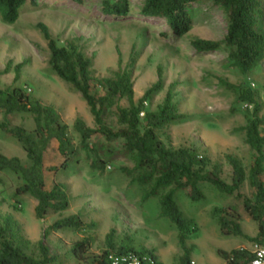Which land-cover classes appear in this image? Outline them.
<instances>
[{"label":"rangeland","instance_id":"obj_1","mask_svg":"<svg viewBox=\"0 0 264 264\" xmlns=\"http://www.w3.org/2000/svg\"><path fill=\"white\" fill-rule=\"evenodd\" d=\"M261 1L264 11V0ZM129 2L130 13L123 17L103 14V0H85L81 4L65 0H37L36 4H27L22 9L20 18L14 24H6L0 18V72L10 59L15 63L27 60L18 84L44 104L53 106L68 125L70 138L78 144L80 136L74 129L75 119L81 117L89 126H94V120L81 94L51 68L50 50L38 23L47 24L61 45L77 40L83 51L93 59L92 74L96 78L112 76L118 69L119 59L122 58L123 66H126L134 51L137 58L133 72L136 99L157 81L158 67L163 70L165 87L148 104L150 109L155 110L169 86L178 83L175 100L182 118L164 131H159L160 137L175 148L198 149L201 155L209 158L210 169L217 167L220 176L229 182L233 170L226 159L227 154L239 158L248 171L255 153L247 144L242 128L253 111V105L238 102L234 91L227 89L221 80L253 89L261 104L259 116H262L264 63L243 75L230 66L227 48L212 53H197L192 48L191 42L195 39L221 40L227 32L226 14L211 0H201L191 7L192 29L179 40L163 36V33H169L165 21L140 16L144 0ZM13 79V70L0 74V87L12 84ZM93 83L95 92L103 94V89ZM123 105H127L126 100ZM10 120L12 124L23 125L29 130L34 128L30 114H15L10 116ZM110 120L115 121L113 118ZM113 124L116 125L115 122ZM261 130L264 134V125ZM91 142L99 146L104 139L96 136ZM112 145L117 150L116 156L108 163L104 173L90 167L91 156L81 149L68 169L55 170L63 159L56 148L51 146L47 150L46 182L50 187L55 182L64 183L71 206L64 212L50 213L44 219L36 217L35 198L15 194L16 188L23 183L21 177L8 170L0 171V224H4L8 215L19 223L9 239L28 254L39 256L38 242L44 228L58 218L80 213L86 222L96 221V228L84 233L67 228L51 233V238L49 236L46 241L51 254L57 255L51 264L92 263L106 248L105 235L112 227L117 230L116 241L126 234L135 237L156 250L161 264H182L186 251L198 264H224L221 250L228 251L242 243L249 244V241L224 233L216 209H236L241 215L238 221L247 236L251 237L258 231V224L247 213L243 199L222 193L210 184H202L204 198L200 201H192L188 190H180L175 196L185 219L190 221L184 229L183 245L177 226L170 219L160 217L159 198L144 201L146 189L132 184L122 169L134 166L132 157L123 152L121 143ZM0 151L7 156H18L24 162L28 160L21 144L3 132H0ZM251 191L246 181L242 192L250 196ZM193 223H196L195 231ZM85 235L94 238L88 262L79 260L71 251L72 243ZM248 247L252 248L253 244Z\"/></svg>","mask_w":264,"mask_h":264},{"label":"trees","instance_id":"obj_2","mask_svg":"<svg viewBox=\"0 0 264 264\" xmlns=\"http://www.w3.org/2000/svg\"><path fill=\"white\" fill-rule=\"evenodd\" d=\"M83 3L85 0H65ZM201 0H144L140 16L151 20L165 21L169 33L164 37L181 39L193 26L191 7ZM221 7L227 18V32L223 39L212 40L198 38L191 42L197 53H212L223 47L228 50L230 66L241 74L247 75L264 63V19L261 0H211ZM37 0H0V18L6 24L18 21L22 9L27 4H36ZM102 13L113 17H123L130 13L129 0H103ZM50 50L49 64L56 75L70 84L86 101L94 120L89 126L81 117L74 121V129L79 134V143L75 144L68 133V125L63 122L59 112L51 105L44 104L40 99L24 90L18 84L22 70L28 63L23 60L15 63L10 59L0 74L14 71L13 83L0 87V132L15 138L27 154V162L18 156H7L0 151V171H11L19 175L23 181L16 188L15 194L30 195L37 200L35 214L44 219L50 213H61L70 209V195L67 186L55 182L50 188L46 186L45 155L49 148L54 147L62 157L58 169H68L79 149L91 156L90 167L98 173H104L107 165L115 158L112 143L119 142L125 154L132 157L134 166L122 168L130 177L132 184L144 187V201L158 197L160 217L170 219L180 231V240L185 244L184 229L190 223L185 219L178 203L176 193L188 190L192 201L204 198L202 184H210L222 193L235 195L244 200L249 216L258 224L255 237L247 236L239 223L240 213L232 208L216 209L220 214L222 231L246 238L249 242L264 244V115L259 116L261 104L256 99V92L244 84L234 85L221 80L227 89L234 91L238 102L253 105L247 123L242 128L246 134V142L255 153L253 164L247 171L242 161L232 154L226 159L232 166L231 181L223 179L217 167L210 169L209 158L201 155L193 147H172L161 137L164 131L182 118L178 103L175 100V87L172 83L163 101L155 110L148 107L154 96L164 89V75L158 67V79L144 94L136 99L133 72L137 62L136 53L131 52L126 66L122 58L112 76L96 78L92 74L93 59L79 46L77 40L61 45L51 34L49 26L38 23ZM170 34V36H169ZM101 87L103 94L96 93L94 83ZM127 105H123V101ZM27 113L34 121V128L29 130L23 125L12 124L10 116ZM113 118L115 121L110 120ZM113 122L116 123L113 124ZM101 137L104 143L94 146L91 140ZM251 188V195L242 192L245 182ZM231 216V218H229ZM18 221L8 215L4 224H0V264H51L57 255L51 254L47 239L53 232L72 229L79 233L87 232L97 226L96 221L86 222L80 213L70 214L55 220L43 230L38 242L39 256L28 254L19 244L9 239L18 228ZM194 231L196 223H193ZM117 230L112 227L105 235L106 248L89 264H111V254L136 253L141 257H151L156 264V250L146 246L135 237L125 235L116 241ZM94 238L85 235L72 243L71 251L81 261L88 262L89 251ZM220 254L226 264H238L242 259L253 256L247 248H234L230 251L221 250ZM186 251L182 264H191Z\"/></svg>","mask_w":264,"mask_h":264},{"label":"built area","instance_id":"obj_3","mask_svg":"<svg viewBox=\"0 0 264 264\" xmlns=\"http://www.w3.org/2000/svg\"><path fill=\"white\" fill-rule=\"evenodd\" d=\"M253 256L249 259H242L238 264H264V244L253 243V247L249 249ZM111 264H156L151 257H141L136 253L126 254H111ZM191 264H196L195 261H191Z\"/></svg>","mask_w":264,"mask_h":264},{"label":"crops","instance_id":"obj_4","mask_svg":"<svg viewBox=\"0 0 264 264\" xmlns=\"http://www.w3.org/2000/svg\"><path fill=\"white\" fill-rule=\"evenodd\" d=\"M262 179L264 180V174L262 175ZM46 186H47V188H50V186L47 184V182H46ZM118 206H121V205H118ZM114 226V225H113ZM257 233H258V231L253 235V236H251V237H255L256 235H257ZM52 235V234H51ZM50 238H51V236H50ZM252 245L253 243L252 242H249V244H245V243H242V244H240L239 246H237L236 248H239V247H244V248H247L248 247V245ZM235 248V247H234ZM234 248H231L230 250H232V249H234ZM247 249H251L250 247H248ZM230 250H228V251H230ZM193 261H195L196 262V264H198V262L195 260V259H193ZM224 264H226V261H225V263Z\"/></svg>","mask_w":264,"mask_h":264}]
</instances>
